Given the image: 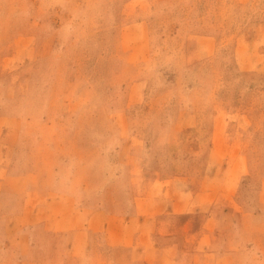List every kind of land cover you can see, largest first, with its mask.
<instances>
[{
  "label": "rangeland",
  "instance_id": "obj_1",
  "mask_svg": "<svg viewBox=\"0 0 264 264\" xmlns=\"http://www.w3.org/2000/svg\"><path fill=\"white\" fill-rule=\"evenodd\" d=\"M3 165L0 211L21 207L13 175L76 170L97 186L84 202L126 212L143 175L185 183L189 208L151 217L173 230L151 249L180 246L153 264H264V0H0ZM70 240L55 264H145L102 233Z\"/></svg>",
  "mask_w": 264,
  "mask_h": 264
},
{
  "label": "crops",
  "instance_id": "obj_2",
  "mask_svg": "<svg viewBox=\"0 0 264 264\" xmlns=\"http://www.w3.org/2000/svg\"><path fill=\"white\" fill-rule=\"evenodd\" d=\"M4 168V165L0 167L1 170ZM23 176H11L22 184L19 190H15V193L22 194L21 207L0 211V223L2 216L7 215L6 220H3V223L6 222L7 232L16 234L13 242L7 246L13 254L0 257L1 264L9 261H18L19 264H55L60 252L59 236L62 234L63 238L70 236V250L81 254L91 245L93 234L102 233L107 246L121 247L132 244L142 248L145 252L142 257L145 264L158 263L159 260L155 261V257L159 256L160 251L180 247L179 243L173 241L162 249L156 244L151 249L146 237L156 230L161 234L173 232L159 228L157 223L151 222V217L163 211L184 213L191 204L192 194L191 188L185 183L174 188L176 183L173 186L165 184L168 179L154 177L147 181L143 175L140 180L146 185L143 191L135 196L133 210L126 212L109 209L103 204L84 202L94 193L97 186L92 180L85 181L80 178L76 170L63 175V187L55 184L57 176L43 180L50 183L49 186L34 183L32 178ZM176 179L177 177L171 178L174 182ZM3 183L0 178V188ZM168 191L175 193L173 198H166L165 193ZM2 193L0 190V196ZM198 253L195 250L194 255ZM192 261L196 263V260Z\"/></svg>",
  "mask_w": 264,
  "mask_h": 264
}]
</instances>
